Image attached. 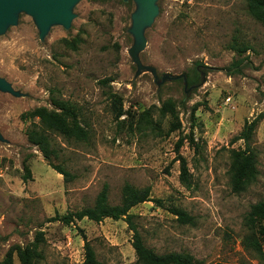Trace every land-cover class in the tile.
Here are the masks:
<instances>
[{
	"label": "rangeland",
	"instance_id": "rangeland-1",
	"mask_svg": "<svg viewBox=\"0 0 264 264\" xmlns=\"http://www.w3.org/2000/svg\"><path fill=\"white\" fill-rule=\"evenodd\" d=\"M154 4L142 28L145 45L135 53L140 66L130 53L140 0H77L70 25L54 23L44 36L22 11L0 33V78L13 90L0 88V261L42 231L37 264H80L85 239L101 264H138L124 219L51 221L93 206L104 184L110 203L119 204L130 184L151 187L150 200L130 213L156 253H190L201 264H264L243 244L248 234L262 240V221L247 215L264 200V120L251 142L256 178L236 190L231 172L232 150L245 147L233 137L264 111V23L247 0ZM52 96L69 101V124L86 134L52 136L60 152L53 164L67 175L29 142L32 122L22 117L38 107L60 112ZM174 209L192 221H180ZM14 263L21 264L16 255Z\"/></svg>",
	"mask_w": 264,
	"mask_h": 264
},
{
	"label": "trees",
	"instance_id": "trees-1",
	"mask_svg": "<svg viewBox=\"0 0 264 264\" xmlns=\"http://www.w3.org/2000/svg\"><path fill=\"white\" fill-rule=\"evenodd\" d=\"M249 13L258 21L264 23V0H247ZM236 46V45H235ZM239 53L243 52L241 48L234 47ZM240 62H237L235 68L241 73ZM104 79L101 82L105 83ZM200 81V80H199ZM198 75L190 80L191 85L199 83ZM53 93V92H52ZM52 104L60 112L49 110L46 107H38L32 111L23 114V119L31 120V125L26 130L29 142L39 148L44 158L60 173L67 175L63 167L54 166L53 162L58 160L60 152L54 145L52 136L61 135L66 139L74 138L82 140L86 137L83 129L79 126L69 124L68 117L73 115L74 110L69 101L58 99L52 96ZM35 119H38L36 121ZM264 120V111L260 112L252 120H247L241 132L234 136L232 142L242 140L245 144L244 149L232 150V180L236 190H242L243 185L248 180H253L258 174L257 153L252 146V139L259 123ZM26 178V177H25ZM181 179L184 183L189 181L188 167L185 163L181 166ZM151 187L136 188L126 184L123 188L122 199L119 204H111L109 201V185L104 184L98 193L93 206L85 207L77 211H71L63 215H56L51 221H61L65 225L87 218L94 222H101L105 218L115 220L124 219L129 229L132 231V246L137 256L138 264H201L190 253L169 252L158 254L149 248L142 237L139 227L134 220L135 216L130 210L139 203L150 200ZM178 219L183 222H191L192 218L181 209H174ZM247 219L250 222L261 220L262 224L259 233L262 240L248 234L243 239V244L249 251H254L258 256H264V200L253 204L248 212ZM44 242L43 232L39 231L31 245L21 247L14 245L7 251L0 264H15L16 255L21 264H37L44 259L43 252L40 250V244ZM85 257L80 264H101L96 257L95 250L91 243L85 239Z\"/></svg>",
	"mask_w": 264,
	"mask_h": 264
},
{
	"label": "water",
	"instance_id": "water-1",
	"mask_svg": "<svg viewBox=\"0 0 264 264\" xmlns=\"http://www.w3.org/2000/svg\"><path fill=\"white\" fill-rule=\"evenodd\" d=\"M77 0H0V33L11 23H15L19 12H27L33 15L40 29L41 36H44L49 27L54 23H61L68 27L73 18L72 6ZM144 9L133 16L131 31L137 39V44L130 50L136 58V51L145 45V38L142 28L145 23L151 22L156 13L155 0H140ZM0 88L13 92L12 87L4 79L0 78Z\"/></svg>",
	"mask_w": 264,
	"mask_h": 264
}]
</instances>
